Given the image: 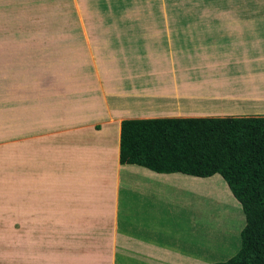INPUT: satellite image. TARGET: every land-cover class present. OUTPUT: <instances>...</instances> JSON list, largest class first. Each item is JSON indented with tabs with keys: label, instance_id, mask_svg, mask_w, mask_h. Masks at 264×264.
Here are the masks:
<instances>
[{
	"label": "rangeland",
	"instance_id": "1",
	"mask_svg": "<svg viewBox=\"0 0 264 264\" xmlns=\"http://www.w3.org/2000/svg\"><path fill=\"white\" fill-rule=\"evenodd\" d=\"M182 11L192 16L186 25ZM237 49L264 52V0H0V148L110 119L162 116L171 105L162 99L176 90L205 96L210 56ZM47 151L46 184L36 186L50 202L36 201L40 210L57 206L51 199L63 181L53 178L64 174L52 169ZM190 197L210 229L209 240L199 227V240L210 241V264L227 260L240 247V203L221 176ZM19 200L0 206V264L41 249L40 233L28 240L36 228L23 230L14 219Z\"/></svg>",
	"mask_w": 264,
	"mask_h": 264
},
{
	"label": "crops",
	"instance_id": "2",
	"mask_svg": "<svg viewBox=\"0 0 264 264\" xmlns=\"http://www.w3.org/2000/svg\"><path fill=\"white\" fill-rule=\"evenodd\" d=\"M260 51L226 50L210 56L206 95L176 90L162 99L161 104H171L162 109L163 115L150 117L264 115V52ZM120 123L110 119L99 128L0 148V167L2 162L10 165L0 168V206L20 198L15 221L22 229L36 228L29 241H34L33 232L40 233L36 240L41 249L21 252L18 262L16 252L15 264H210V241L199 240H210V229L207 223L201 225L190 196L205 191L209 181L220 180L219 174L198 177L120 165ZM47 150L52 169L61 168L64 174L53 178L63 181L55 184L56 197L51 199L57 206L51 209V203L40 210L36 201L50 202L44 195L40 199L39 192L45 190L37 189L46 184L40 174L46 173L42 162ZM118 166L129 170L123 175ZM26 178L33 180L25 183ZM199 227L205 230L203 237Z\"/></svg>",
	"mask_w": 264,
	"mask_h": 264
},
{
	"label": "trees",
	"instance_id": "3",
	"mask_svg": "<svg viewBox=\"0 0 264 264\" xmlns=\"http://www.w3.org/2000/svg\"><path fill=\"white\" fill-rule=\"evenodd\" d=\"M187 16L185 25L192 16L181 12ZM118 161L158 173H218L245 223L238 251L211 264H264V115L122 119Z\"/></svg>",
	"mask_w": 264,
	"mask_h": 264
}]
</instances>
